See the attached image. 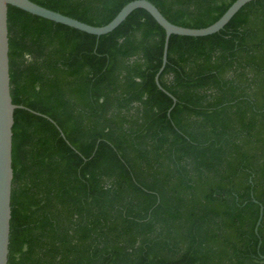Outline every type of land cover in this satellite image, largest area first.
<instances>
[{"label":"trees","instance_id":"16d2710c","mask_svg":"<svg viewBox=\"0 0 264 264\" xmlns=\"http://www.w3.org/2000/svg\"><path fill=\"white\" fill-rule=\"evenodd\" d=\"M30 1L100 27L134 0ZM148 1L201 29L236 0ZM7 27V264H264V0L170 36L174 106L142 9L99 37L12 6Z\"/></svg>","mask_w":264,"mask_h":264},{"label":"water","instance_id":"95a60500","mask_svg":"<svg viewBox=\"0 0 264 264\" xmlns=\"http://www.w3.org/2000/svg\"><path fill=\"white\" fill-rule=\"evenodd\" d=\"M255 0H236L225 11V13L213 24L206 28L190 29L170 23L160 11L148 0H134L126 4L117 15L106 25L96 27L80 22L76 19L62 15L58 12L49 10L33 3L30 0H0V264H7L8 247L10 236L11 219V184L13 178L12 171V127L13 113L15 109L23 108L12 103L10 96V77H9V44L7 11L8 6L16 7L31 15L61 24L78 31L102 36L116 29L133 11L142 9L146 11L156 23L164 30L165 39L162 52V64L155 75V83L159 90L167 94L173 102L176 99L167 93L159 84L158 78L163 71L167 60L168 41L171 35L184 37H206L222 30L233 16L247 3ZM171 110V109H170ZM254 202H256L254 200ZM263 216V207L260 205L259 216L254 232L258 234V227ZM260 244V241H259ZM264 258V256H260Z\"/></svg>","mask_w":264,"mask_h":264}]
</instances>
